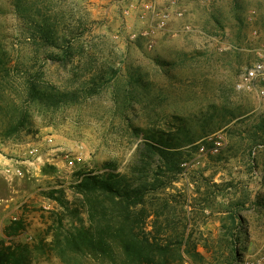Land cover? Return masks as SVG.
Returning a JSON list of instances; mask_svg holds the SVG:
<instances>
[{"label":"rangeland","instance_id":"obj_1","mask_svg":"<svg viewBox=\"0 0 264 264\" xmlns=\"http://www.w3.org/2000/svg\"><path fill=\"white\" fill-rule=\"evenodd\" d=\"M148 1L0 0V264H106L78 185L110 173L147 186L133 232L171 264L264 254V98L236 86L264 0Z\"/></svg>","mask_w":264,"mask_h":264},{"label":"trees","instance_id":"obj_2","mask_svg":"<svg viewBox=\"0 0 264 264\" xmlns=\"http://www.w3.org/2000/svg\"><path fill=\"white\" fill-rule=\"evenodd\" d=\"M9 77V63L0 43V109L5 106L4 86ZM27 90L36 95L40 87L29 85ZM152 147L159 153L162 151L158 146ZM173 155L164 152L162 156L170 160ZM78 187L86 192L91 210L100 218V222H103L98 231L99 241L96 242L98 247L95 249H100L99 251L107 257L106 264H171L165 258L169 252L163 246L148 243L147 239H140L133 232L135 228L133 207L145 202L147 192L145 184L137 186L133 177L110 173L100 178L85 176ZM109 207V211L105 209ZM83 241L87 246L93 244L89 236H83ZM120 256H126L127 261L116 260ZM159 259L162 260L158 261Z\"/></svg>","mask_w":264,"mask_h":264},{"label":"built area","instance_id":"obj_3","mask_svg":"<svg viewBox=\"0 0 264 264\" xmlns=\"http://www.w3.org/2000/svg\"><path fill=\"white\" fill-rule=\"evenodd\" d=\"M135 8L133 4L124 7L123 13L128 15ZM145 8L150 11V21L164 23L168 18V13L162 9H158L154 0H149ZM264 57H261L250 64L239 76L237 87L241 90H255L257 95L264 98ZM264 260V254L261 255L254 264H261ZM253 264V263H250Z\"/></svg>","mask_w":264,"mask_h":264}]
</instances>
